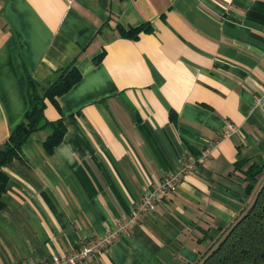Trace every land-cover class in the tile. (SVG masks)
<instances>
[{"label":"crops","instance_id":"obj_1","mask_svg":"<svg viewBox=\"0 0 264 264\" xmlns=\"http://www.w3.org/2000/svg\"><path fill=\"white\" fill-rule=\"evenodd\" d=\"M141 25L151 31L120 35ZM70 68L80 80L44 101V118L63 120L60 144L48 153L38 131L2 167L0 264L106 235L147 185L207 153L82 263L198 264L264 180V0H0V147L29 109L27 78L44 87ZM251 166L261 175L248 194Z\"/></svg>","mask_w":264,"mask_h":264},{"label":"trees","instance_id":"obj_2","mask_svg":"<svg viewBox=\"0 0 264 264\" xmlns=\"http://www.w3.org/2000/svg\"><path fill=\"white\" fill-rule=\"evenodd\" d=\"M150 26L141 25L129 31L119 30L120 35L136 39L138 34L149 33ZM101 56L96 58L99 60ZM80 80L76 68L63 71L52 83L40 87L30 77L27 78L29 109L24 120L11 132L0 147V197L5 190L6 178L2 167L13 159L21 157V147L28 138L38 132L47 131L43 143L45 150L51 153L64 136L63 120L54 122L44 118L45 99L54 100L70 90ZM247 192L251 194L261 168L251 166L247 169ZM1 206V202H0ZM198 264H264V180L256 190L252 202L242 215L227 229L219 242L212 246Z\"/></svg>","mask_w":264,"mask_h":264},{"label":"built area","instance_id":"obj_3","mask_svg":"<svg viewBox=\"0 0 264 264\" xmlns=\"http://www.w3.org/2000/svg\"><path fill=\"white\" fill-rule=\"evenodd\" d=\"M263 94L256 97V103L264 104V80L262 82ZM236 131L235 127L228 125L223 131V138H228ZM207 153L200 158L187 154L181 161L179 169L166 175L161 181L147 185L144 189L141 202L135 207L129 217L120 222L115 229L106 235L89 239L85 244L72 248L63 255H52L49 260L40 264H82L88 259L106 251L121 235L126 234L133 225L141 222L145 215L154 213L157 202L164 196L175 193L185 175L194 172L198 163L206 158Z\"/></svg>","mask_w":264,"mask_h":264}]
</instances>
